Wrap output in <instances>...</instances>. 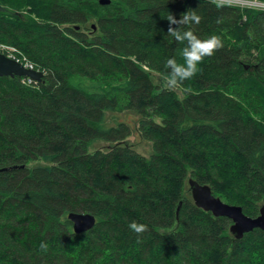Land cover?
I'll list each match as a JSON object with an SVG mask.
<instances>
[{
	"label": "trees",
	"instance_id": "trees-1",
	"mask_svg": "<svg viewBox=\"0 0 264 264\" xmlns=\"http://www.w3.org/2000/svg\"><path fill=\"white\" fill-rule=\"evenodd\" d=\"M100 1L0 0V43L44 74L0 75V264H264V230L237 238L189 185L251 217L264 206V8ZM189 9L195 34L224 46L170 89L164 65L186 42L167 16ZM128 113L149 154L129 141L134 124L108 123ZM71 212L95 226L76 233Z\"/></svg>",
	"mask_w": 264,
	"mask_h": 264
},
{
	"label": "clouds",
	"instance_id": "clouds-1",
	"mask_svg": "<svg viewBox=\"0 0 264 264\" xmlns=\"http://www.w3.org/2000/svg\"><path fill=\"white\" fill-rule=\"evenodd\" d=\"M209 2L221 7L225 4H231L233 0H209ZM201 19L202 17L191 9L181 13L180 19H176L173 14L167 16L169 24L167 35L173 37L180 44L186 42V46L179 53L183 62H178L175 58H169L164 65L167 72L161 75L165 86L170 89H178L184 81L192 79L199 71L198 66L203 60L206 57L213 56L216 51L224 46L220 36L212 35L202 39L195 34L191 25H199ZM174 25L176 27H173ZM182 26H187V30H181ZM129 228L137 235H141L148 230L147 225L136 221L130 222ZM40 248L46 252L48 245L41 243Z\"/></svg>",
	"mask_w": 264,
	"mask_h": 264
},
{
	"label": "water",
	"instance_id": "water-1",
	"mask_svg": "<svg viewBox=\"0 0 264 264\" xmlns=\"http://www.w3.org/2000/svg\"><path fill=\"white\" fill-rule=\"evenodd\" d=\"M110 0H101L102 4L108 3ZM0 75H19L31 77L37 81L42 80V74L26 69L17 61L7 57L4 53H0ZM191 194L195 204L212 212L215 216H226L234 221L231 231L237 238H242L247 232L260 228L264 230V206L261 207L257 217H250L243 211L240 205H231L224 202L220 197L213 194L212 188L207 184L190 179ZM69 219L74 224L75 232L82 233L92 229L95 225V216L85 212H71Z\"/></svg>",
	"mask_w": 264,
	"mask_h": 264
},
{
	"label": "rangeland",
	"instance_id": "rangeland-1",
	"mask_svg": "<svg viewBox=\"0 0 264 264\" xmlns=\"http://www.w3.org/2000/svg\"><path fill=\"white\" fill-rule=\"evenodd\" d=\"M239 3H237L238 5H241L242 7H251V8H257V9H261L264 8V3L257 1V0H253V1H238ZM116 117L120 120H126L132 124H134V132L133 135L131 137H129V141L134 145V147L139 150L142 153H147L149 154L150 149H151V144L143 139H141L137 133V123H135V119H137L135 114L132 113H128V114H120V115H116V114H111L109 116L108 119V123L109 124H114ZM108 144L105 142H97L96 146L98 147H105Z\"/></svg>",
	"mask_w": 264,
	"mask_h": 264
},
{
	"label": "bare ground",
	"instance_id": "bare-ground-1",
	"mask_svg": "<svg viewBox=\"0 0 264 264\" xmlns=\"http://www.w3.org/2000/svg\"><path fill=\"white\" fill-rule=\"evenodd\" d=\"M110 2V1H109ZM108 2V3H109ZM8 46H12V45H9V44H5V43H0V53H4V51H6L8 49ZM13 47V54H14V57H11V59L17 61L18 63H20L21 65H23L26 69L28 70H31V71H34V72H38V73H41L42 74V79H43V72H41L39 69L36 70V66L35 64L30 61L28 59V57H26L21 50H19L16 46H12ZM7 56V55H6ZM8 57V56H7ZM10 58V57H9ZM44 70V69H43ZM2 76H5V75H2ZM6 76H11V75H6ZM15 76V75H14ZM19 76V75H18ZM26 79H28V81H33L35 79L31 78V77H27L26 76ZM37 81V80H35ZM181 91V90H180ZM231 205H234V204H231ZM245 213V212H244ZM70 214V213H69ZM92 214V213H91ZM246 214V213H245ZM94 215V214H93ZM247 215V214H246ZM69 216V215H68ZM95 216V215H94ZM249 216V215H248ZM251 217V216H250ZM257 217V216H256ZM69 218V217H68ZM232 220V219H231ZM95 224H96V216H95ZM234 224V221L232 220V224L231 226ZM74 226V224H73ZM95 226V225H94ZM230 230H231V227H230ZM75 231V229H74ZM232 232V231H231ZM77 233V232H76ZM233 233V232H232ZM234 234V233H233ZM235 235V234H234ZM236 236V235H235Z\"/></svg>",
	"mask_w": 264,
	"mask_h": 264
},
{
	"label": "built area",
	"instance_id": "built-area-1",
	"mask_svg": "<svg viewBox=\"0 0 264 264\" xmlns=\"http://www.w3.org/2000/svg\"><path fill=\"white\" fill-rule=\"evenodd\" d=\"M239 0H233V2L231 4H237ZM247 2V1H246ZM4 54L7 55L8 57H14L13 54V47L12 46H8V49L6 51H4Z\"/></svg>",
	"mask_w": 264,
	"mask_h": 264
}]
</instances>
